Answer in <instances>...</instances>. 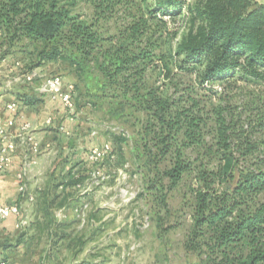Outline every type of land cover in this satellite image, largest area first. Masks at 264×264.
Segmentation results:
<instances>
[{
    "label": "trees",
    "instance_id": "1",
    "mask_svg": "<svg viewBox=\"0 0 264 264\" xmlns=\"http://www.w3.org/2000/svg\"><path fill=\"white\" fill-rule=\"evenodd\" d=\"M17 51L25 72L61 61L85 83L96 67L95 96L137 124L136 155L164 207L191 177L186 251L204 264H264V2L0 0V61ZM234 76L253 84L243 105L227 91ZM66 176L59 186L75 189L82 173ZM47 198L37 206L49 229Z\"/></svg>",
    "mask_w": 264,
    "mask_h": 264
},
{
    "label": "rangeland",
    "instance_id": "2",
    "mask_svg": "<svg viewBox=\"0 0 264 264\" xmlns=\"http://www.w3.org/2000/svg\"><path fill=\"white\" fill-rule=\"evenodd\" d=\"M76 10L86 16L92 13L85 2ZM185 20L178 17L169 27L179 34ZM176 40L172 39L173 46ZM25 61L26 55L18 51L0 61V93L11 87V99L18 101L20 109L29 100L43 99L35 89L41 77L32 83L18 79ZM38 67L43 76L73 77L78 128L69 134L58 131L54 139L57 151L42 161L45 168L33 177V184L27 183L30 191L37 192L35 201L22 202L28 225L23 230L0 232V259L8 264H204L183 245L192 223L191 177L167 192L164 207L155 190L148 188L152 171L140 166L136 155L137 124L127 116V110L113 112L115 101L95 96L96 67L88 65L85 83L66 62L50 60ZM183 79L186 81L187 76ZM230 79L235 80L227 87L232 102L243 105L250 101L253 84L237 76ZM103 142L110 143L114 157L91 161L90 148ZM69 169L81 171L80 188L59 186ZM97 169L100 175H93ZM44 195L48 196L46 204L51 213L49 229L43 226L37 206ZM52 199L55 201L50 202ZM78 207L83 208L79 213L74 211Z\"/></svg>",
    "mask_w": 264,
    "mask_h": 264
},
{
    "label": "built area",
    "instance_id": "3",
    "mask_svg": "<svg viewBox=\"0 0 264 264\" xmlns=\"http://www.w3.org/2000/svg\"><path fill=\"white\" fill-rule=\"evenodd\" d=\"M19 65V62H17ZM34 68L31 71H21L18 79L28 83L33 82L36 77H41L36 86L42 96L50 99H58L69 116L77 111L75 101V85L72 82L66 83L60 74L40 76ZM6 109L11 113L6 121H0V173L8 170L17 152L18 145L25 147V153L21 159L19 169L16 173L17 190L27 201L33 202L36 194L28 189L27 177L32 167L38 163V158L43 151L51 149V143H42L35 135L33 125L26 118L20 109L18 101L12 100L6 103ZM54 118L48 116L45 119L46 125H52ZM59 129L69 134L70 130L63 124L58 125ZM15 129V130H14ZM112 147L109 142L94 145L89 150V159L93 162L103 161L105 158H113ZM100 175V170L93 172ZM81 187V183L76 184V188ZM86 206V205H85ZM82 207L75 208V212L82 211ZM14 217V228L23 230L27 227L28 221L25 210L21 202H8L0 198V232L7 219ZM0 264H8L4 259H0Z\"/></svg>",
    "mask_w": 264,
    "mask_h": 264
},
{
    "label": "crops",
    "instance_id": "4",
    "mask_svg": "<svg viewBox=\"0 0 264 264\" xmlns=\"http://www.w3.org/2000/svg\"><path fill=\"white\" fill-rule=\"evenodd\" d=\"M40 76H42V73L40 72V67L35 69ZM64 82L74 83V79L71 76H64L63 77ZM32 83V82H31ZM38 85V84H37ZM36 85V86H37ZM6 92V93H0V121L7 120L11 113L6 109V104L2 101L3 98L11 101L13 97L12 93L14 91ZM35 89H37L35 87ZM19 90H17L18 92ZM25 92V91H24ZM29 94L27 97L29 98ZM43 99L37 100H29L25 105H23V113L25 114L26 118L29 119L33 125L34 133L35 135L43 141V143H51V149L47 150V152L42 153L38 158V163L32 167L31 172L29 173L27 177V183L31 186L34 181V176L37 174H42L44 165L42 164V161L48 157L49 154L55 153L57 149L54 147L56 144H54L55 136L58 135V131L60 133L62 132L58 125L63 124L65 125L69 130L70 133L78 128V119L77 115L78 113L73 114L72 116H69L64 109V107L61 105V103L58 101V99H50L47 96H41ZM40 98V97H39ZM24 99V98H23ZM59 110V111H58ZM48 116H52L54 118V123L52 125H46L45 119ZM59 121V123H58ZM57 123V124H56ZM15 130V129H14ZM92 133H94L92 131ZM25 153V147L22 145H18L17 152L13 158V162L8 168V170L5 173H0V198L8 201V202H23L27 201L22 195L19 194L17 190V179H16V173L19 169L21 159ZM38 178L42 179V176H37ZM37 179V178H36ZM35 191V190H34ZM37 196V192L35 193ZM36 199V197H35ZM35 201V200H34ZM14 228V217H10L7 219L3 225L2 231H7Z\"/></svg>",
    "mask_w": 264,
    "mask_h": 264
}]
</instances>
